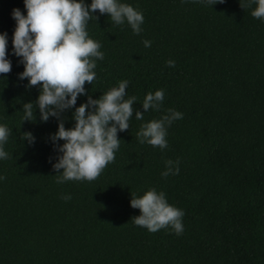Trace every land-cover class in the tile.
Returning a JSON list of instances; mask_svg holds the SVG:
<instances>
[{
	"label": "trees",
	"instance_id": "16d2710c",
	"mask_svg": "<svg viewBox=\"0 0 264 264\" xmlns=\"http://www.w3.org/2000/svg\"><path fill=\"white\" fill-rule=\"evenodd\" d=\"M119 2L142 12V32L93 13L98 19L86 30L104 59L96 60V79L85 83L76 107L127 80L125 99L137 97L130 127L118 132L115 160L96 180L57 183L60 153L51 135L59 122L41 121L34 103L40 87L19 79L24 65L13 54L12 10L26 15L24 0H0L12 64L0 74V125L11 130L3 145L9 158L0 159V264H264V19L251 15L255 4L241 8L248 0ZM159 89L160 110L135 119L145 96ZM29 102L35 120L23 121ZM168 109L183 114L167 126L168 147L141 144V126ZM74 111L61 113L66 129L74 127ZM25 132L33 144L22 140ZM166 160L179 161L178 174L162 177ZM150 188L183 210L182 234L133 223L141 213L131 195Z\"/></svg>",
	"mask_w": 264,
	"mask_h": 264
},
{
	"label": "clouds",
	"instance_id": "9594fccd",
	"mask_svg": "<svg viewBox=\"0 0 264 264\" xmlns=\"http://www.w3.org/2000/svg\"><path fill=\"white\" fill-rule=\"evenodd\" d=\"M210 6L224 3L225 0H200ZM256 5L251 15L264 19V0H248L240 3L241 8ZM26 15L19 8L12 10V18L16 21L13 33V54L24 65L19 79H27L31 88L40 87V94L34 102L39 108L40 119L47 122L50 117L58 120V130L51 135L56 146L57 162L53 169L60 173L57 183L66 181H94L107 165L115 160V152L121 140L118 132L129 129V121L133 116V105L137 97L125 99L129 81L122 80L118 87H113L98 99L88 96L86 103L76 107L77 98L87 95L85 83L92 84L96 79V60H103L101 44L89 38L87 23L95 17L93 13L108 14L116 25L125 22L134 34L142 32L144 23L142 12L133 6L120 3L119 0H24ZM145 47H151V41L144 40ZM8 36L0 33V74L11 72L12 64L7 56ZM167 66L175 67V61L169 60ZM164 90L149 92L142 103L143 112L135 111V119L143 120L144 112L149 109L160 110L164 100ZM34 103L23 104V121L35 120ZM75 108L74 127L66 129L60 118L65 110ZM168 114L159 120L143 124L137 133L141 144L147 143L161 150L168 147L166 140L167 126L175 120L183 118V114L168 109ZM11 130L0 125V159H8L9 153L3 145L7 142ZM22 140L33 144L35 137L31 132L22 134ZM64 141L62 145L56 142ZM179 161L166 160L162 177L179 173ZM63 170L62 173L60 170ZM5 177H0V180ZM130 204L140 210V215L132 218L136 226L146 228L155 233L171 227L176 235L184 231L182 223L183 210L170 205L164 192L150 188L141 197L131 195ZM70 200L71 196L62 197Z\"/></svg>",
	"mask_w": 264,
	"mask_h": 264
}]
</instances>
